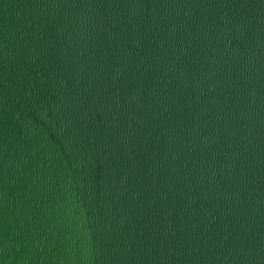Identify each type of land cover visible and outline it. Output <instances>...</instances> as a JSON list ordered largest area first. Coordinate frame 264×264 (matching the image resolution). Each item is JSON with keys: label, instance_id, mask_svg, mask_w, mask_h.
I'll return each instance as SVG.
<instances>
[{"label": "water", "instance_id": "obj_1", "mask_svg": "<svg viewBox=\"0 0 264 264\" xmlns=\"http://www.w3.org/2000/svg\"><path fill=\"white\" fill-rule=\"evenodd\" d=\"M0 264H264V0H0Z\"/></svg>", "mask_w": 264, "mask_h": 264}]
</instances>
